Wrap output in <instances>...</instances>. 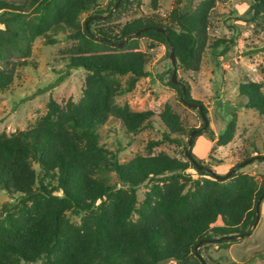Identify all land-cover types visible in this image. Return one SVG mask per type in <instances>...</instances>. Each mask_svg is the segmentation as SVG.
Masks as SVG:
<instances>
[{
    "label": "trees",
    "instance_id": "1",
    "mask_svg": "<svg viewBox=\"0 0 264 264\" xmlns=\"http://www.w3.org/2000/svg\"><path fill=\"white\" fill-rule=\"evenodd\" d=\"M95 1L27 0L17 5L0 0V60L5 65L0 68V92L12 82L16 65L33 63L36 38L56 42L52 30L66 29L67 37L76 40L66 53L67 68L87 71L77 101L59 104L50 98L32 127L0 132V188L8 195L19 194L14 202L0 206V264H204L201 252L206 241L227 247L251 230L256 204L264 197V178L258 182L253 175L235 172L223 179L208 170L191 151L200 131L190 144L183 141L181 136L189 138L196 129H186L168 104L158 113L161 138L147 146L183 145L188 150L185 160L159 151L120 161L117 151L100 143V129L114 117L126 133L135 134L154 115L115 101L147 76L139 37L167 44L182 68L200 70L214 0H202L186 13L175 10L169 24L138 16L125 21L118 32L110 24L91 30L93 15L88 12ZM151 2L155 5L156 0ZM128 3L116 0L114 12ZM83 12L87 17L81 24ZM250 13L264 21V0H253ZM222 42L217 39L212 45ZM121 76H127L124 83ZM169 83L182 94L180 86ZM181 84L184 101L201 104ZM239 92L247 98L245 106L264 118L262 83L243 82ZM203 111L206 115L204 107ZM235 130L233 113L216 145L229 143ZM209 137L214 139L212 132ZM108 172L116 175L120 186L110 181ZM147 182L139 201L137 188ZM70 214L79 215V222ZM217 219L220 224H215Z\"/></svg>",
    "mask_w": 264,
    "mask_h": 264
},
{
    "label": "rangeland",
    "instance_id": "2",
    "mask_svg": "<svg viewBox=\"0 0 264 264\" xmlns=\"http://www.w3.org/2000/svg\"><path fill=\"white\" fill-rule=\"evenodd\" d=\"M5 1L18 5L27 0ZM201 1L156 0L153 5L151 0H129L125 9L114 12L116 0H96L95 7L88 12L93 15L89 20L90 26L91 30H95L98 26L110 24L118 32L125 21L138 16L169 24L175 10L186 13ZM252 3L253 0H214V6L209 11L208 40L197 72L182 68L177 60L173 65L171 47L167 44L139 37L138 46L146 55L147 76L140 77L130 92L117 96L115 101L117 104L126 102L135 111L151 110L154 115L148 125L135 134L126 133L120 121L110 117L100 129V143L111 151H117L120 161H127L136 154H156L159 151L185 160L184 154L188 150L183 145L165 142L151 148L147 146L148 142L161 138L162 123L158 113L168 104L179 114L186 129L200 130L201 134L196 137L191 151L202 159L208 170L222 177L230 173L224 179L235 172H243L253 175L260 182L264 178V118L245 106L247 98L239 92V85L247 81L261 82L264 91V21L253 19L250 13ZM86 17L87 12L80 15L81 24ZM49 33L56 42L48 44L44 37L36 38L31 54L33 63L16 65L12 82L0 92V132L10 134L32 127L46 112L50 98L64 104L68 99L77 101L82 94L87 71L84 68H67L66 53L76 40L67 37L66 29ZM217 39L224 42L213 46ZM3 66L0 60V68ZM173 75L176 85L184 83L188 86L190 97L199 100L207 110L208 128L203 127L197 106L185 103L181 99L182 94L169 83ZM60 76L64 77L62 81L55 83ZM126 78L121 76V82L124 83ZM233 113L236 115L233 139L226 145H216V139ZM207 129L209 132H204ZM210 132L213 140L209 137ZM181 138L188 140L187 134ZM33 166L39 170L38 164ZM187 172L198 176L193 168H188ZM107 175L111 182L118 181L113 172ZM149 184L143 183L137 188L139 201ZM117 185L121 183L117 182ZM18 195H8L0 188V206L3 202H14ZM70 218L79 222L80 216L70 214ZM220 223V219L215 222ZM263 254L264 197L258 205V221L251 226L248 234L236 236L227 247L208 240L201 252L207 264H264Z\"/></svg>",
    "mask_w": 264,
    "mask_h": 264
},
{
    "label": "water",
    "instance_id": "3",
    "mask_svg": "<svg viewBox=\"0 0 264 264\" xmlns=\"http://www.w3.org/2000/svg\"><path fill=\"white\" fill-rule=\"evenodd\" d=\"M98 17H99V16H98ZM101 17H103V16H101ZM141 31H142V29L138 30L137 32H135V33H134L133 35H131V36H137L138 34L141 33ZM128 37H129V36H127L126 38H128ZM122 44H123V42L119 43L118 46H122ZM170 59H171L172 64L175 65L176 58H175V55H174V50H173V48L170 49ZM172 81H173L174 84H177L176 81H175L174 75L172 76ZM180 87H181V89H182L181 99L184 101L185 86L181 85ZM184 102L187 103V104L190 105V106H197V108H198V110H199V112H200V114H201V116H202V119H203V121H204V125H203V127L206 128L207 125H208V120H207L206 115L204 114L203 106H202L201 104H197V105H196L195 103H190V102H186V101H184ZM196 131H200V130H192V131L190 132V135H189V138H188V144H190V141H191L192 137L194 136V134L196 133ZM187 154H188V152H187ZM229 174H230V173H228L227 175L223 176L222 178H223V179L226 178V176H228ZM259 202H260V199L258 200V202H257V204H256V207H257V214H256L255 222L253 223L252 226H254V225L256 224V222L258 221V205H259ZM248 233H249V232H246V233H244V234H241L240 236H242V235H246V234H248ZM204 264H206V263L204 262Z\"/></svg>",
    "mask_w": 264,
    "mask_h": 264
}]
</instances>
